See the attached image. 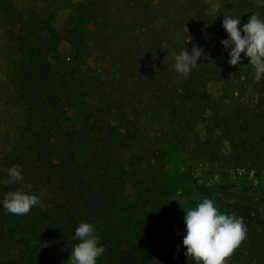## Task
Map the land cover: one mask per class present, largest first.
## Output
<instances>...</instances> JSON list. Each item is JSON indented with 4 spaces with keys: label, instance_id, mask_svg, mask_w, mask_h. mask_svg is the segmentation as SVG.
<instances>
[{
    "label": "trees",
    "instance_id": "obj_1",
    "mask_svg": "<svg viewBox=\"0 0 264 264\" xmlns=\"http://www.w3.org/2000/svg\"><path fill=\"white\" fill-rule=\"evenodd\" d=\"M33 1L44 4L27 17H17L12 0H0V15L16 27L10 32L13 39H30L42 31L59 32L48 5L51 0ZM215 1L214 9L209 8L208 0L87 1L83 15L92 31L87 39L104 67L85 75L87 80L80 81V88L107 110L122 112L133 106V88L144 87L142 99L158 103L161 118L174 125L179 144L193 139L198 148L213 154L217 153L215 147L226 142L235 165L255 164L256 172H260L264 164V75L255 78L254 68L243 53L239 64L230 65L231 48L225 51L221 41L227 39L223 16L240 17L238 28L242 29L252 13L264 19V0ZM186 25L189 31L185 34L197 31L208 39L198 45L203 49L199 66L185 78L174 70L175 61L159 56L176 40L170 30L179 32ZM186 41L182 36L181 45ZM8 80L6 93L16 100L22 123L12 135L7 128L0 138V264H40L38 257L46 246L58 250L53 264H69L62 252L71 254L78 243L74 233L79 223L93 224L96 233L95 219L112 216L117 183L106 165L100 170V160L108 159L110 147L100 138L93 105L83 106L85 115L79 123L65 124L60 118L65 113L63 106L46 94L51 90L46 78L8 76ZM207 84L217 85L222 97L232 103L252 92L256 106L240 111L232 129L203 130L195 110L199 105L197 88ZM196 159L204 164L202 154ZM13 165L22 168L24 180L5 185L7 170ZM29 183L33 186L31 194L38 196L40 203L27 215L7 212L2 203L4 195ZM195 188L203 195L220 190L264 200V184L195 182ZM243 219L247 238L227 264H264V219L257 215L253 221ZM110 240L111 235L99 236L106 251L97 264H147L146 252L134 245L124 247L120 239ZM175 264L194 261L184 256Z\"/></svg>",
    "mask_w": 264,
    "mask_h": 264
},
{
    "label": "rangeland",
    "instance_id": "obj_2",
    "mask_svg": "<svg viewBox=\"0 0 264 264\" xmlns=\"http://www.w3.org/2000/svg\"><path fill=\"white\" fill-rule=\"evenodd\" d=\"M87 1L51 0L48 5L54 11L59 32L42 31L30 39H13L10 32L16 27L0 15V138L7 128L12 135V130L22 123L16 100L6 93L8 76L46 78L51 89L46 94L63 106L65 113L60 118L65 124L79 123L85 115L83 106L93 105L98 112L100 138H105L110 147L108 159L100 160V170L106 165L117 183L112 194V216L99 215L95 219L96 234L111 235V240L120 239L124 247L134 245L146 252L147 264H175L185 256L184 213L194 209L202 198L212 199L223 214L249 221L256 215L264 219V200L220 190L203 195L195 188V182L264 184V164L260 172H256L255 164L235 165L229 156L232 149L226 142L215 147L217 153L213 154L211 150L198 148L193 139L179 144L174 125L171 120L161 118L158 103L142 99L144 87L133 88L136 92L133 106L122 112L107 110L80 88V81L87 80L85 75H93L104 67L101 56L92 51L87 39L92 33L83 15ZM12 2L17 17H27L32 9L38 10L44 4L33 0ZM208 3L210 9L216 7L215 0ZM187 28L186 25L179 32L170 30L176 40L164 47L159 57L174 61L180 51L186 48L190 52L193 44L198 46L202 40L207 41V35L201 37L197 31L185 34ZM182 36L191 41L181 45ZM197 93L199 105L195 115L203 130L214 128L218 132L225 126L232 129L240 111L256 106L252 92L238 103L223 98L215 84L199 86ZM199 154L205 159L204 164L196 162ZM62 254L65 258L70 256L68 251ZM57 257L58 250L46 246L38 258L40 264H53Z\"/></svg>",
    "mask_w": 264,
    "mask_h": 264
},
{
    "label": "clouds",
    "instance_id": "obj_3",
    "mask_svg": "<svg viewBox=\"0 0 264 264\" xmlns=\"http://www.w3.org/2000/svg\"><path fill=\"white\" fill-rule=\"evenodd\" d=\"M240 17L223 16L222 27L227 39L221 41L228 52V63L236 66L240 63L241 53L253 66L255 78L264 75V19L258 13H252L243 28H238ZM243 33V35H241ZM191 38L187 40L190 42ZM203 49L193 44L191 52L186 48L174 56V70L185 78L191 70L198 67L197 60L202 56ZM22 168L13 165L7 170L9 179L5 185L22 182ZM32 185L22 184L16 191L4 195L3 208L10 214L27 215L33 206L40 203L39 197L31 194ZM185 235L184 255L191 258L194 264H227V260L247 238V227L243 217L223 214L218 211L214 201L202 198V202L184 213ZM78 243L73 246L69 264H97V259L106 249L100 245L94 225L80 222L75 229Z\"/></svg>",
    "mask_w": 264,
    "mask_h": 264
}]
</instances>
